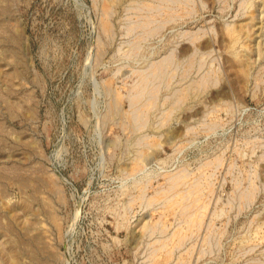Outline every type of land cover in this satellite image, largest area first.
I'll return each instance as SVG.
<instances>
[{"label":"rangeland","instance_id":"obj_1","mask_svg":"<svg viewBox=\"0 0 264 264\" xmlns=\"http://www.w3.org/2000/svg\"><path fill=\"white\" fill-rule=\"evenodd\" d=\"M0 264H264V0H0Z\"/></svg>","mask_w":264,"mask_h":264}]
</instances>
